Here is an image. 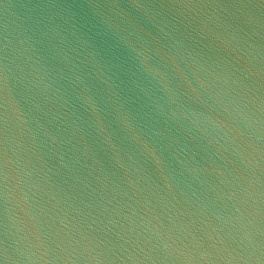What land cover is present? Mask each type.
Segmentation results:
<instances>
[{
  "label": "water",
  "instance_id": "95a60500",
  "mask_svg": "<svg viewBox=\"0 0 264 264\" xmlns=\"http://www.w3.org/2000/svg\"><path fill=\"white\" fill-rule=\"evenodd\" d=\"M0 264H264V0H0Z\"/></svg>",
  "mask_w": 264,
  "mask_h": 264
}]
</instances>
